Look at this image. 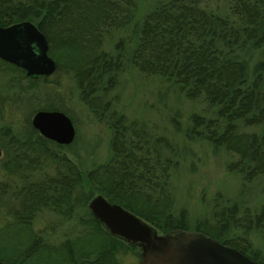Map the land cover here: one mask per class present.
Masks as SVG:
<instances>
[{
    "label": "trees",
    "instance_id": "1",
    "mask_svg": "<svg viewBox=\"0 0 264 264\" xmlns=\"http://www.w3.org/2000/svg\"><path fill=\"white\" fill-rule=\"evenodd\" d=\"M224 1L226 12L210 0H167L143 17L128 53L118 41L117 53L112 55L101 46L111 31L132 21L137 0H0V26L34 23L47 39L56 70L69 71L82 99L100 114L108 111L111 120L110 157L86 171L65 155H53L47 143L54 142L32 126L22 139L7 134L4 153L12 157L4 162L3 173L15 174L22 164L31 165L40 154H49L56 163L54 174L14 192L12 199L17 204L9 205L6 215H0V227L6 224L31 233L30 225L40 211L70 217L79 207H86L92 193L97 192L146 221L159 234L189 229L186 210L173 209L168 185L177 163L171 142L147 133L135 122L127 123L122 114L110 109V100L102 99L115 85L124 62L171 82L188 99L215 106L216 117L192 114L191 135L233 156L227 169L244 180L264 177V59L250 65L243 53L264 45V0ZM0 65L24 75L21 68L1 60ZM245 127L258 130L245 131ZM5 191L0 185V204ZM79 191L88 194L82 204ZM216 206L212 223L200 219L193 230L264 264L243 235L227 233L239 227L264 232V209L250 216L244 210L237 212L235 203L220 209ZM88 212L89 219L81 223L87 229L58 245L51 246L34 233L29 242L0 241V260L29 264L37 251L44 256H37L35 264H122L121 258L137 247L111 236Z\"/></svg>",
    "mask_w": 264,
    "mask_h": 264
},
{
    "label": "rangeland",
    "instance_id": "2",
    "mask_svg": "<svg viewBox=\"0 0 264 264\" xmlns=\"http://www.w3.org/2000/svg\"><path fill=\"white\" fill-rule=\"evenodd\" d=\"M166 1L137 0L132 21L124 28L111 31L101 48L115 55V45L122 41L124 52L128 53L136 40V27L143 17ZM224 3V0H210L211 5L219 7L222 12L225 9L226 12ZM243 53L252 65L257 60L264 59V45L249 53ZM122 69L115 85L107 90L102 99L110 100V109L122 114L127 123L135 122L147 133L166 137L173 145L177 163L170 172L168 185L173 195L174 211L181 208L186 210L189 230H193L194 223L203 218L212 223V213L216 210V205L220 209L222 205L235 203L237 212L244 210L250 216L264 209V177L244 180L241 174L227 169V163L234 159L233 156L223 148L190 133L192 114H200L206 118L216 117L215 106L201 99H188L171 82L156 75H146L128 63L124 62ZM46 77L48 78L27 76L25 71L23 75L0 65V185L6 188L1 195L2 216L6 215L9 205L17 204V201L12 199L16 190L55 172L54 158L52 160L49 154H40L31 165L22 164L15 174L3 173L4 162L12 157V154L4 153L8 147L7 134L21 139L27 137L35 111L59 110L73 123L75 136L71 143H47L53 155H65L83 171L101 164L110 157L109 112L100 114L88 106L69 71L60 68ZM244 130L257 131L258 128L245 127ZM78 194L82 204L88 194L86 191H79ZM96 195L97 192L92 193L90 200ZM90 200L86 207H79L70 217L60 216L49 210L40 211L30 225L31 233L41 236L51 246L74 238L87 229L81 223L89 219ZM7 218L9 222L10 216L7 215ZM2 225L0 241H30L31 233L28 230L18 231L6 224ZM227 233L243 235L250 242L251 248L258 251V257L264 261V232L255 228L243 231L239 227L231 228ZM137 250L139 251L138 247L125 254L121 258L122 264H138L140 255ZM42 255V252L36 251L29 259V264H35L37 256Z\"/></svg>",
    "mask_w": 264,
    "mask_h": 264
},
{
    "label": "water",
    "instance_id": "3",
    "mask_svg": "<svg viewBox=\"0 0 264 264\" xmlns=\"http://www.w3.org/2000/svg\"><path fill=\"white\" fill-rule=\"evenodd\" d=\"M48 49L45 35L31 21L0 26V60L21 68L27 76L55 72L56 63ZM31 124L57 145H67L75 136L71 119L59 110L35 111ZM88 207L111 236L138 247V264H263L203 232L180 229L159 234L146 221L101 194L93 197Z\"/></svg>",
    "mask_w": 264,
    "mask_h": 264
}]
</instances>
